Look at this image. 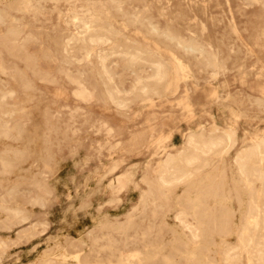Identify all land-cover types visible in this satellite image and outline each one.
<instances>
[{"label":"rangeland","instance_id":"1","mask_svg":"<svg viewBox=\"0 0 264 264\" xmlns=\"http://www.w3.org/2000/svg\"><path fill=\"white\" fill-rule=\"evenodd\" d=\"M0 64V264H264V0H0Z\"/></svg>","mask_w":264,"mask_h":264},{"label":"bare ground","instance_id":"2","mask_svg":"<svg viewBox=\"0 0 264 264\" xmlns=\"http://www.w3.org/2000/svg\"><path fill=\"white\" fill-rule=\"evenodd\" d=\"M255 2H256V1H255ZM83 8H84V7H83ZM81 9H82V8H81ZM87 12H88V11H87ZM160 12H161V11H160ZM156 13H157V12H156ZM81 16H82V15H81ZM67 19H68V18H67ZM141 21H142V20H141ZM230 21H231V20H230ZM199 25H200V24H199ZM226 25H227V24H226ZM203 29H204V28H202V30H203ZM158 33H159V32H158ZM95 36H96V35H95ZM95 36H94V38H95ZM98 36H99V35H98ZM92 37H93V36H92ZM94 38H93V40H94ZM72 39H73V38H72ZM89 39H90V37H89ZM105 39H106V38H105ZM109 39H110V38H109ZM178 39H179V38H178ZM17 40H18V39H17ZM69 40H71V39H69ZM93 40H92V41H93ZM67 41H68V38H67L66 42H67ZM96 41H97V40H96ZM96 41H95V42H96ZM99 42H100V41H99ZM90 43L92 44V42H90ZM99 45H100V44H99ZM205 45H206V44H205ZM193 46H194V45H193ZM19 49H20V48H19ZM102 49H103V48H102ZM248 51H249V50H248ZM62 52H63V51H62ZM86 52H88V51H86ZM104 52H105V51H104ZM110 52H111V51H110ZM116 52H117V51H116ZM136 52H137V51H136ZM17 53H18V51H17ZM64 53H65V51H64ZM117 53H118V52H117ZM139 53H140V52H139ZM86 54H87V53H86ZM99 54H100V53H99ZM105 54H106V53H105ZM112 54H113V53H111L110 55H112ZM122 54H123V53H122ZM135 54H136V53H135ZM100 55H101V54H100ZM123 55H124V54H123ZM127 56H128V55H127ZM138 56H140V55H138ZM138 56H137V57H138ZM112 57H113V56H112ZM133 57H134V55H133ZM21 58H22V57H21ZM128 58H129V57H128ZM135 58H136V56H135ZM100 59H102V58H100ZM105 59H106V58H105ZM107 59H108V58H107ZM130 59H132V58H130ZM130 59H129V60H130ZM20 60H21V59H20ZM75 60H76V59H75ZM122 60H123V59H122ZM134 60H135V59H134ZM139 61H140V60H139ZM103 62H105V61H104V58H103ZM258 62H259V61H258ZM76 63H77V62H76ZM101 63H102V62H101ZM147 63H148V62H147ZM103 64H104V63H103ZM214 65H215V63H214ZM214 65H213V66H214ZM260 65H261V64H260ZM152 66H155V65H152ZM1 68H2V66H1V64H0V69H1ZM106 68H107V67H106ZM154 68H155V67H154ZM156 68H157V65H156ZM156 68H155V69H156ZM213 68H214V67H213ZM262 68H263V67H262ZM161 69H162V68H161ZM142 70H143V69H142ZM1 71H2V70H1ZM113 71H114V70H113ZM175 71H176V70H175ZM216 71H217V70H216ZM68 72H69V71H68ZM111 72H112V71H111ZM156 72H157V71H156ZM156 72L154 73L155 76H156V74H157ZM158 72H160V69L158 70ZM214 72H215V71H214ZM216 74H217V73H216ZM158 75H159V74H158ZM224 75H225V74H224ZM148 76H149V75H148ZM159 76H160V75H159ZM216 76H217V75H216ZM157 77H158V76H157ZM157 77H156V78H157ZM212 77H214V75H213ZM156 78H155V80H156ZM160 79H161V78H160ZM157 80H159V79L157 78ZM111 81H112V80H111ZM163 82H164V81H163ZM136 83H137V82H136ZM138 83H139V82H138ZM162 84H163V83H162ZM103 87H104V86H103ZM79 89H80V87H79ZM79 89H78V90H79ZM115 89H116V87H115ZM78 93H79V91H78ZM116 93H117V92H116ZM173 94H174V93H173ZM110 97H111V96H110ZM84 101H85V100H84ZM9 118H10V117H9ZM210 132H211V131H210ZM223 133H224V132H223ZM229 133H230V132H229ZM231 133H232V132H231ZM225 134H226V136H227V133H225ZM230 135H231V134H230ZM6 136H7V135H6ZM6 136H5V137H6ZM203 136H204V135H203ZM263 136H264V135H263ZM155 138H156V137H155ZM187 138H189V137L187 136ZM191 138H192V137H191ZM191 138H190V140L193 141ZM193 138H194V137H193ZM230 138H231V137H230ZM233 139H234V138H233ZM233 139H230V140L233 141ZM260 139H261V138H260ZM152 140H153V139H152ZM152 140H151V141H152ZM190 140H189V141H190ZM226 140H228V138H227ZM187 141H188V140H187ZM194 141H195V140H194ZM219 141H220V140H219ZM214 142H215V141H214ZM189 143H190V142H189ZM189 143H188V145H189ZM195 143H196V142H195ZM206 143H207V142H206ZM212 143H213V142H212ZM215 143H218V142H215ZM227 143H228V142H227ZM231 143H233V142H231ZM255 143H256V142H255ZM186 144H187V143H186ZM191 144H192V143H191ZM197 144H198V143H197ZM197 144H196V145H197ZM200 144H203V143H200ZM207 144H209V143H207ZM210 144H211V143H210ZM210 144H209V145H210ZM218 144H219V143H218ZM193 145H195V144H192V146H193ZM196 145H195V146H196ZM198 145H199V144H198ZM211 145H213V144H211ZM215 145H216V144H215ZM202 146H203V145H202ZM202 146L199 145V147H200V148H199V151H201V148H203ZM231 146H232V145L230 144V147H231ZM193 147H194V146H193ZM204 147H205V144H204ZM206 147H208V146H206ZM210 147H211V146H209V148H210ZM230 147H229V149H230ZM248 147H249V146H248ZM251 147H252V145H251ZM251 147H249V148H251ZM255 147H256V146H255ZM213 148H214V147H213ZM216 148H217V147H216ZM224 148H225V147H224ZM226 148H227V147H226ZM252 148H253V147H252ZM195 149H196V147H195ZM206 149H208V148H206ZM193 150H194V149H193ZM197 150H198V149H196V151H197ZM203 150H204V149H203ZM208 150H209V149H208ZM247 150H248V149H247ZM251 150H252V149H251ZM209 151H210V150H209ZM211 151H212V150H211ZM218 151H219V150H218ZM218 151H217V152H218ZM248 151H249V150H248ZM248 151H247V152H248ZM201 152H202V151H201ZM204 152H206V151H204ZM207 152H208V151H207ZM221 152H222V151H221ZM250 152H252V151H250ZM253 152H254V149H253ZM253 152H252V153H253ZM198 153H199V152H198ZM209 153H210V152H209ZM241 153H242V152H241ZM245 153H246V152H245ZM248 153H249V152H248ZM175 154H176V152H175ZM178 154H180V153L178 152ZM224 154H225V152H224ZM169 155H170V154H169ZM176 155H177V154H176ZM215 155H216V154H215ZM219 155H220V154H219ZM241 155H242V154H241ZM165 156H166V154H165ZM173 156H175V155L173 154ZM223 156H224V155H223ZM240 157H241V156H240ZM246 157L248 158V156H246ZM246 157H245V158H246ZM171 158H173V157H171ZM174 158H175V157H174ZM189 158H191V157H189ZM192 158H193V156H192ZM211 158H212V157H211ZM218 158H219V157H218ZM164 159H166V157H165ZM167 160H168V159H167ZM169 160H170V159H169ZM185 160H186V159H185ZM189 160H190V159H189ZM189 160H188V164H189ZM191 160H192V159H191ZM194 160H197V158H196V159L194 158ZM209 160H210V159H209ZM171 161H172V160H171ZM192 161H193V160H192ZM243 161H244V160H243ZM197 162H198V161H197ZM208 162H209V161H208ZM239 162H240V161H239ZM191 163H193V162H191ZM206 163H207V162H206ZM235 163H237V162L235 161ZM241 163H243V162H240V164H241ZM1 164H2V161H1ZM161 164H162V163H161ZM165 164H166V160H165ZM186 164H187V163H186ZM240 164H238V165H239L238 167H240ZM163 165H164V164H163ZM241 165H242V164H241ZM6 166H7V165H6ZM8 166H11V165L8 164ZM164 166H166V165H164ZM204 167H205V166H204ZM236 167H237V166H236ZM160 168H161V167H160ZM174 168H175V167H174ZM210 168H211V167H210ZM167 169H168V168H167ZM240 169H241V167L239 168V170H240ZM170 170H171V169H170ZM199 170H200V169H199ZM237 171H238V170H237ZM160 172H161V171H160ZM240 172H241V170H240ZM186 173H187V171H186ZM240 174H241V173H240ZM163 175H164V174H163ZM186 175H188V174H186ZM158 177H159V176H158ZM160 177H161V176H160ZM160 177H159V178H160ZM187 177H188V176H187ZM182 178H183V177H182ZM242 178H243V177H242ZM160 180H161V179H160ZM179 180H180V179H179ZM110 181H111V180H110ZM126 181H127V180H126ZM174 181H175V180H174ZM161 182H162V181H161ZM178 182H179V181H178ZM163 183H164V181L162 182V184H163ZM176 183H177V182H176ZM120 184H121V182H120ZM164 184H165V183H164ZM172 184H173V183H172ZM123 185H124V184H123ZM167 185H168V184H167ZM259 186H260V185H259ZM139 190H140V189H139ZM116 192H117V191H116ZM262 192H263V191H262ZM37 197H38V196H37ZM40 198H41V197H40ZM36 199H37V198H36ZM258 205H259V204H258ZM249 206H251L250 203L248 204V207H247L248 209H250ZM140 208H141V207H140ZM155 209H156V208H155ZM248 211H249V210H248ZM248 211L246 212L247 214H248ZM250 212H251V211H250ZM247 214H246V215H247ZM249 214H250V213H249ZM246 215H245V216H246ZM180 216H181V215H180ZM180 216H179V217H180ZM250 216H251V215H249V217H250ZM262 217H263V215H262ZM18 218H19V217H18ZM182 218H183V217H182ZM247 218H248V216H247ZM19 219H20V218H19ZM248 219H249V218H248ZM178 221H179V220H178ZM141 222H142V221H141ZM246 222H247V220H246ZM118 223H119V222H118ZM250 223H251V222H250ZM42 224H43V223H42ZM182 224H183V223H182ZM251 224H252V223H251ZM262 224H263V223H262ZM185 226H186V225H185ZM244 227H245V226H244ZM187 228H188V227H187ZM192 229H193V228H192ZM121 231H122V230H121ZM252 231H253V230H252ZM195 233H196V232H195ZM252 233H253V232H252ZM188 235H189V234H188ZM241 235H244V234H241ZM253 235H254V234H253ZM251 236H252V235H251ZM243 237H245V236H243ZM241 238H242V237H241ZM241 238H239V239H241ZM241 240L243 241V239H241ZM241 240H240V241H241ZM240 241H239V242H240ZM244 241H245V240H244ZM244 241H243V242H244ZM259 241H260V240H259ZM239 242H238V243H239ZM244 243H245V242H244ZM224 244H225V243H224ZM239 244H240V243H239ZM239 244H238V245H239ZM242 244H243V243H242ZM246 244H247V243H246ZM243 245H244V244H243ZM243 245H242V246H243ZM247 245H248V244H247ZM256 245L258 246V244H256ZM242 246H241V248H242ZM245 246H246V245H245ZM259 246H261V245H259ZM259 246H258V247H259ZM263 246H264V245H263ZM263 246H262V248H263ZM239 247H240V246H239ZM228 248H229V246H228ZM235 248L238 249V247H235V246H234V248H231V249H235ZM246 248H247V247H246ZM248 248H249V247H248ZM253 248H254V246H253ZM255 248H256V247H255ZM231 249H229V250H231ZM252 250H254V249H252ZM255 250H256V249H255ZM248 251H249V250H248ZM222 252H223V251H222ZM232 252H234L233 254H235V250L232 251ZM250 252H251V251H250ZM260 252H261V251H260ZM260 252L257 253V254H259L258 257H257V259L259 258L260 261H262L261 259L264 260V252H263V253H262V252L260 253ZM227 253H228V252H227ZM230 254H231V253H230ZM245 254H246V253H245ZM247 254H248V253H247ZM251 254L254 255L253 253H251ZM222 255H223V254H222ZM255 255H256V254H255ZM235 256H236V255H235ZM250 256H251V255H250ZM226 257H227V256H226ZM228 257H229V256H228ZM236 257H237V256H236ZM232 258H233V257L231 256V259H229V263L232 261ZM234 258H235V257H234ZM234 258H233V259H234ZM250 258H251V257H250ZM257 259H255V260H257ZM259 259H258V260H259ZM227 260H228V259H227ZM230 260H231V261H230ZM234 260H235V259H234ZM121 261H122V260H121ZM260 261H259V262H260ZM256 262H257V261H255V263H256ZM227 263H228V262H227ZM257 263H258V262H257ZM52 264H54V263H52ZM225 264H226V263H225ZM230 264H231V263H230ZM235 264H236V263H235Z\"/></svg>","mask_w":264,"mask_h":264}]
</instances>
